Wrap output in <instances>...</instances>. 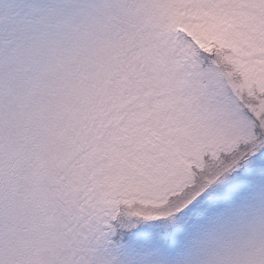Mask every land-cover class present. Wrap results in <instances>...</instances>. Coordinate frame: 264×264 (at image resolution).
<instances>
[{
	"label": "snow or ice",
	"instance_id": "6c2138e0",
	"mask_svg": "<svg viewBox=\"0 0 264 264\" xmlns=\"http://www.w3.org/2000/svg\"><path fill=\"white\" fill-rule=\"evenodd\" d=\"M264 215V0H0V264H190Z\"/></svg>",
	"mask_w": 264,
	"mask_h": 264
},
{
	"label": "clouds",
	"instance_id": "9594fccd",
	"mask_svg": "<svg viewBox=\"0 0 264 264\" xmlns=\"http://www.w3.org/2000/svg\"><path fill=\"white\" fill-rule=\"evenodd\" d=\"M188 256L190 264H264V215L238 206L195 233Z\"/></svg>",
	"mask_w": 264,
	"mask_h": 264
}]
</instances>
